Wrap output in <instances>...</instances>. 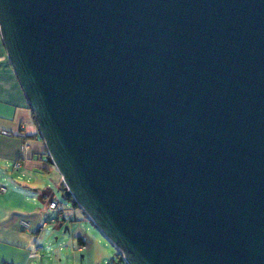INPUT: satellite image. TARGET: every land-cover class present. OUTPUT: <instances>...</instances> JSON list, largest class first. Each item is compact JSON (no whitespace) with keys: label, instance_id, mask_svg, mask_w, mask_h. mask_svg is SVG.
<instances>
[{"label":"water","instance_id":"1","mask_svg":"<svg viewBox=\"0 0 264 264\" xmlns=\"http://www.w3.org/2000/svg\"><path fill=\"white\" fill-rule=\"evenodd\" d=\"M0 40L125 264H264V0H0Z\"/></svg>","mask_w":264,"mask_h":264},{"label":"crops","instance_id":"2","mask_svg":"<svg viewBox=\"0 0 264 264\" xmlns=\"http://www.w3.org/2000/svg\"><path fill=\"white\" fill-rule=\"evenodd\" d=\"M45 153L32 112L0 40V188L5 189L0 192V264H30L33 260L28 259L29 249L34 245L53 249L52 239L57 243L54 252H60L64 244L59 241L61 236H55L61 230L70 231L73 251L82 254L81 259L85 257L83 253L101 250L99 235L104 236L97 229L98 235H91V228L81 223H87L85 215H75L73 210L77 208L57 199L54 192L60 193L62 182ZM14 162L20 165L17 170L12 168ZM53 199L57 202L54 211L48 208ZM22 222L29 231L22 227ZM82 238L86 239L84 245Z\"/></svg>","mask_w":264,"mask_h":264},{"label":"rangeland","instance_id":"3","mask_svg":"<svg viewBox=\"0 0 264 264\" xmlns=\"http://www.w3.org/2000/svg\"><path fill=\"white\" fill-rule=\"evenodd\" d=\"M57 199L61 204L65 203L64 200L61 198V194L59 192H54ZM74 214L82 217V212L80 209H74L73 210ZM87 223L81 222L82 225L86 224L89 228H91V235L92 233L95 232L97 234L96 228H94V225L88 222L87 219H85ZM49 231H47V234ZM98 235V234H97ZM49 237L48 235H46ZM59 241L64 244L63 246H60L61 251L60 252H54L57 248V243L54 241V239L51 240V246L53 249L50 247H46L45 245H42L44 248V252L40 256V258L35 259L30 262V264H108L112 261L113 256L116 254V248L108 242L105 238L101 237L99 235V238H101L102 244L101 250L99 252H94L93 254H88V253H83L85 257L81 259L80 257L82 254L75 253L73 251V241L72 237L70 235V231L64 233L62 230L59 234H57L55 237H59ZM59 242V243H60ZM46 248V249H45ZM51 249V251H50Z\"/></svg>","mask_w":264,"mask_h":264},{"label":"built area","instance_id":"4","mask_svg":"<svg viewBox=\"0 0 264 264\" xmlns=\"http://www.w3.org/2000/svg\"><path fill=\"white\" fill-rule=\"evenodd\" d=\"M41 157H39L40 159ZM19 163L18 162H14V164L12 165V168L13 170H17L19 168ZM0 192L1 193H4L5 192V189L4 188H0ZM56 206H57V202L56 200H52L50 203H49V206L48 208L52 211L56 210ZM22 227L29 231V227L26 223H21ZM86 242V239L85 238H82V243L85 244ZM82 249L85 250V246H82ZM44 252V248L42 246H37V245H34L33 247H31L28 251V259H31V260H35V259H38L42 253ZM125 264V263H124Z\"/></svg>","mask_w":264,"mask_h":264},{"label":"trees","instance_id":"5","mask_svg":"<svg viewBox=\"0 0 264 264\" xmlns=\"http://www.w3.org/2000/svg\"><path fill=\"white\" fill-rule=\"evenodd\" d=\"M45 156L47 157L48 162L51 163V162H50V159H49V157L47 156L46 153H45ZM60 193H61L62 198H63V200H64L65 202L69 203L72 207L79 209V208L77 207V205L74 203V201L72 200V198H71L70 196H66V195L64 194V185H63L62 183H61ZM81 240H82V239H81ZM83 245H84V243H83ZM117 254H118V255H117L116 259H113V260H112L110 263H108V264H124L121 254H120L119 252H118Z\"/></svg>","mask_w":264,"mask_h":264}]
</instances>
